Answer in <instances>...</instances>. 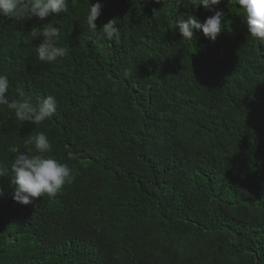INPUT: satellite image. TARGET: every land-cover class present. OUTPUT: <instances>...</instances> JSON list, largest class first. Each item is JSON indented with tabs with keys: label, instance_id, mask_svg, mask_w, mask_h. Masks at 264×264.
I'll return each mask as SVG.
<instances>
[{
	"label": "trees",
	"instance_id": "16d2710c",
	"mask_svg": "<svg viewBox=\"0 0 264 264\" xmlns=\"http://www.w3.org/2000/svg\"><path fill=\"white\" fill-rule=\"evenodd\" d=\"M90 2L103 5L95 34L89 0L48 18L69 49L53 64L31 37L47 20L0 17L10 99L20 87L58 102L39 125L0 106V162L43 132L75 176L28 205L0 177V264H264V45L230 0ZM190 11L224 13L215 42L183 41L174 21ZM113 19L120 42L98 39Z\"/></svg>",
	"mask_w": 264,
	"mask_h": 264
},
{
	"label": "clouds",
	"instance_id": "9594fccd",
	"mask_svg": "<svg viewBox=\"0 0 264 264\" xmlns=\"http://www.w3.org/2000/svg\"><path fill=\"white\" fill-rule=\"evenodd\" d=\"M184 7L196 8L201 6L209 9L221 3V0H181ZM236 7L247 27L248 37L253 41L264 45V0H230ZM75 6L76 0H72ZM103 5L100 2L92 4L89 0L85 23L88 30L97 32V19L101 16ZM69 0H0V17H7L13 21H30L36 18L40 21L47 20L38 29L31 31L33 40L42 42L36 47L37 59L42 63L53 64L66 57L69 49L61 44L62 30L54 21L48 20L51 16L67 13ZM158 13V12H157ZM156 13V15H157ZM224 13L216 11L200 22L191 11L189 14L176 17L174 28H178L183 41H193L198 32L215 42L217 36L223 31L222 17ZM102 36L108 41L120 42V29L117 20L113 19L104 23L99 29ZM28 43V41H25ZM129 71L125 72V76ZM10 81L6 74L0 73V106H7L19 121H27L35 125L42 124L51 118L57 110L58 102L54 95H48L38 102H33L27 96L23 88L17 87L16 99L9 97ZM24 151L17 152L12 158L10 168L0 162V177L10 176L14 186L13 199L24 205H28L47 194L54 196L60 192L66 184L75 179L72 169L65 162L59 161L52 155V144L43 132H38L25 140ZM4 191L0 188V196Z\"/></svg>",
	"mask_w": 264,
	"mask_h": 264
}]
</instances>
